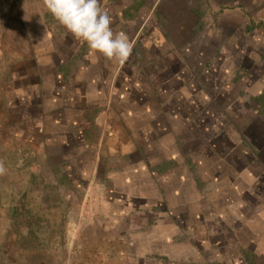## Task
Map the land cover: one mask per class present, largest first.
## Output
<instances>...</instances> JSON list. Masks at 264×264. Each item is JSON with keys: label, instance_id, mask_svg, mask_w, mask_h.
Instances as JSON below:
<instances>
[{"label": "rangeland", "instance_id": "obj_1", "mask_svg": "<svg viewBox=\"0 0 264 264\" xmlns=\"http://www.w3.org/2000/svg\"><path fill=\"white\" fill-rule=\"evenodd\" d=\"M19 1L26 0H0L13 23ZM100 5L113 32L134 45L123 64L94 54L56 21L61 42L40 45L39 66L15 75L0 98V264L100 261L104 250L124 245L116 211L164 217L160 198L142 199L133 187L120 195L122 184L142 176L170 182L182 171L190 175L181 182L192 179L204 194L200 209L192 203L178 216L185 262L147 264H264V193L220 190L208 158L196 157L216 125L232 117L240 129L232 140L246 141L249 158L264 144V0ZM191 105L218 118L202 117L200 131L188 118ZM227 172L231 181L235 173ZM244 196L247 204L236 210L233 201ZM90 200L117 208H92ZM246 220L249 232L235 235Z\"/></svg>", "mask_w": 264, "mask_h": 264}, {"label": "crops", "instance_id": "obj_2", "mask_svg": "<svg viewBox=\"0 0 264 264\" xmlns=\"http://www.w3.org/2000/svg\"><path fill=\"white\" fill-rule=\"evenodd\" d=\"M19 6L22 7H19L14 23L12 19H8L0 13V98L3 99L7 98L3 95V92H6L4 91L5 87L15 80V75L19 73H28L29 75L32 66H39L36 59H41V56H37L35 51L46 48V46L44 48L39 46L52 45L53 42L56 45L57 39L59 42L62 40L60 28L58 36L56 33L57 20L54 18V31L47 25V14L50 12L46 7L45 0L19 1ZM15 23L19 27L18 32L13 29ZM24 67L27 69L25 70ZM37 72L40 74V71L37 70ZM9 128L13 132L14 125H10ZM186 173L182 171L175 178V173H173L172 179H174L170 182L166 180L152 181L145 176L140 177L135 185L131 183L128 185V181L124 182L123 189L119 190L118 194L126 195L128 193L129 195L132 193L131 188L133 187L136 191L134 195H139L142 199L146 195L150 197L154 195L167 205L163 208L164 217L162 220L153 221L157 216L151 215L146 218L141 214H131V210L116 211V226L120 228L121 223L125 225V230L121 234V241L124 245L116 251L104 250L100 261H86L84 264H147L148 262H163L165 259L185 262L183 259L185 248L181 246L182 240H180L185 224L180 221L178 216L189 214V206L192 203L200 209V201L204 195L194 181L192 183V179L186 183L181 182V177H185ZM212 192H217V190L213 189ZM92 198H94L93 194ZM89 202L88 204L96 209L110 211V209L117 208L115 205L117 202L114 201H110L108 207L102 206L99 201L90 200ZM146 203L145 200L141 202L143 205ZM206 207L211 208L210 206ZM149 212H152L151 207ZM169 216H172V219H168ZM97 237L98 233H96Z\"/></svg>", "mask_w": 264, "mask_h": 264}, {"label": "trees", "instance_id": "obj_3", "mask_svg": "<svg viewBox=\"0 0 264 264\" xmlns=\"http://www.w3.org/2000/svg\"><path fill=\"white\" fill-rule=\"evenodd\" d=\"M258 98L264 101V95H260ZM191 106L194 108V105ZM207 113V111L203 113V109L198 110L194 108V110H192L191 113L188 112L187 115L189 120H195L197 126L200 127V131H202L201 128L205 125L204 119L207 118V115L212 117L213 121L218 118L213 112H210L211 114ZM262 113L264 114V111ZM198 115H200V118L196 119ZM214 129L213 135L205 138V140L200 143L201 145L196 148L198 152L196 157L199 156L198 154H201L208 158L209 162L212 164L209 170L215 172L214 178L217 180L220 190L229 187L238 194L245 193L249 188H256V191L260 194L264 193V156L262 154L264 144L257 146L258 149H256V152L258 156L251 159L248 156L249 151L246 141L243 140L241 143H236L232 140L233 136L237 135L240 130L237 127L235 118H230L226 126L219 127V125H216ZM192 160L195 161L198 159ZM214 165H216V167H214ZM225 168H227V171L230 169L235 173L231 181L227 180L224 176L225 172L228 173L224 171ZM233 203L237 210L239 207H243L247 204V199H245L244 196L243 198L241 197L240 199L234 200ZM262 204L264 205L263 202ZM241 223V227L234 232L235 235L240 236L241 234L249 232L248 220Z\"/></svg>", "mask_w": 264, "mask_h": 264}, {"label": "clouds", "instance_id": "obj_4", "mask_svg": "<svg viewBox=\"0 0 264 264\" xmlns=\"http://www.w3.org/2000/svg\"><path fill=\"white\" fill-rule=\"evenodd\" d=\"M53 17L94 54L123 64L131 55L133 43L111 27L112 17L100 0H45Z\"/></svg>", "mask_w": 264, "mask_h": 264}]
</instances>
